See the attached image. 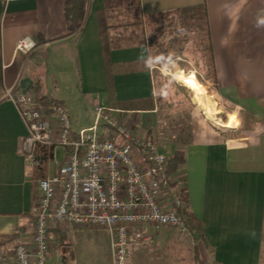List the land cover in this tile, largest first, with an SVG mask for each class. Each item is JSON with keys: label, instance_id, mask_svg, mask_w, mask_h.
<instances>
[{"label": "crops", "instance_id": "1", "mask_svg": "<svg viewBox=\"0 0 264 264\" xmlns=\"http://www.w3.org/2000/svg\"><path fill=\"white\" fill-rule=\"evenodd\" d=\"M140 1L143 14L153 18L178 16L185 9L207 6L215 86L224 101L242 116L240 132L234 136L212 127L192 110L190 134L175 141L176 150L186 154V162L173 174L175 184L185 180L190 209L201 230L196 242L194 237L199 232L183 236L192 239L195 261L200 254L204 264H264V0ZM64 2L0 0V264H15L16 245L24 239L31 240L33 209L41 195L39 179L29 176L34 161L22 149L28 128L20 108L8 94V91L12 96L26 93L35 97L37 91L41 94L42 74L34 63L28 64L37 49L46 47L53 56L69 57L66 68L75 98L96 110L95 120L79 125L78 130L71 122L73 136L96 124L99 105L112 110V115L134 136L153 133L142 131L133 115H153V124L158 122V79L166 80L168 73L159 65L167 60L154 59L148 45L112 49L109 64L114 83L110 87L98 18L105 0H87L82 28L75 33L67 30ZM25 37L31 38L36 46L22 53L16 47ZM170 63L175 67L178 64ZM24 78L32 82L26 91L20 87ZM55 78L59 86V76ZM47 96L63 104L70 115L68 96ZM135 101L147 104L125 105ZM99 125L107 129L101 135L114 134L104 118ZM114 136L119 143L131 144L121 136ZM65 156L63 148L61 160L57 155L53 157L48 176L57 172L58 162ZM84 228L92 227L52 224L48 264H80L76 256L81 250L74 247V241L82 239L79 230ZM159 229L178 236L170 228ZM9 234L15 236H2ZM146 242L130 245L129 264L135 261L133 251H139Z\"/></svg>", "mask_w": 264, "mask_h": 264}, {"label": "built area", "instance_id": "2", "mask_svg": "<svg viewBox=\"0 0 264 264\" xmlns=\"http://www.w3.org/2000/svg\"><path fill=\"white\" fill-rule=\"evenodd\" d=\"M35 46L31 38L25 37L16 49L27 53ZM8 94L26 122L28 134L22 149L31 160L35 161L38 142L71 148L58 162L55 174L39 179L41 195L33 209L31 240L16 245L15 264H48L50 227L54 223L107 228L114 264H129L130 245L149 240L141 226L170 228L182 235L197 233L180 211L184 191L176 186L168 171L169 156L153 136L132 135L112 110L100 105L96 124L73 136L70 115L60 102L45 107L31 94ZM102 118L114 134H99ZM114 135L131 144L117 142Z\"/></svg>", "mask_w": 264, "mask_h": 264}, {"label": "rangeland", "instance_id": "3", "mask_svg": "<svg viewBox=\"0 0 264 264\" xmlns=\"http://www.w3.org/2000/svg\"><path fill=\"white\" fill-rule=\"evenodd\" d=\"M192 12L193 9L189 8L177 14L178 16L172 15L170 17L168 14L167 16L162 15L154 18L155 22H160L165 28L160 39L165 42L167 53L163 58H165L167 62L165 63L166 66L164 63H161V66L158 65L165 72H168L166 75L167 78L165 77L166 80L161 81V79H158L159 84H157L156 93L159 105L158 122L157 124H153L151 121L153 115H133V119L135 118L138 127L142 131L150 130L153 133L152 136L159 140L160 149L167 156L173 155L176 152L175 141H178L177 139H182L186 133L190 134L189 123L192 110H196L199 116L205 119L212 127L227 132L230 135L235 136L239 133V127L242 125V116L240 112L235 111L236 109H232L231 106L224 101L215 86L216 84L208 78L201 47L196 43L195 38H193L194 35L189 32L183 33L182 31H173L174 28L182 24L186 25L185 20ZM107 28L108 25L105 24V31L103 34H106V36L114 34L113 37L118 39L120 37L119 35L123 34L122 30L112 31ZM49 52V49L46 47L37 49L29 59L28 64L34 63L36 69L42 74L44 87L40 92L41 95L45 93L53 97H61L60 95L69 97L67 108L70 111L72 125L78 130L79 125H84L95 120L96 110L94 111L92 105L83 103L75 98L76 94H73L70 86L72 78L68 75L66 68V63L70 61L69 57H66L64 54L61 56H53ZM170 61H177L178 64L175 67ZM107 67V76H112L114 73L111 68L112 65L107 64ZM178 71L189 75L194 74L198 81L205 86L204 94H199L197 96L194 90L184 83L177 81L173 73ZM55 76H59V86H57L58 84L56 83ZM107 82L110 85V79H107ZM111 82L112 84L110 87L113 86V78ZM196 96L213 110L214 118H209L207 114L203 112L198 104ZM138 101L128 102L125 105L145 106L147 104V102L138 103ZM106 130L107 129L103 125H99V134ZM62 150L63 146L58 144L56 147L58 160L62 159ZM185 184V180H179L176 186L182 188V190L186 192ZM187 197L189 200L188 195ZM189 225L191 226V224ZM142 229L144 233L147 231V235L149 233L148 236L150 240L148 242L144 241L146 243L141 244L142 246L144 245L143 250L141 249L142 246L138 245L141 246L139 248L141 253L139 251H133L132 257L133 260H135L134 264H199L203 262V258L200 254V259L195 261L192 239L188 236L184 237L179 234L177 236L173 231H171L172 233L170 231V233H168L164 229H155L147 225L143 226ZM79 231L83 234L82 239L79 241L75 240L74 247L81 250L79 251V255L76 256L80 264H113L111 254L112 246L108 229L104 227H92L80 229ZM165 237L169 239L166 240L164 239ZM194 238L196 242L200 238V232L199 235Z\"/></svg>", "mask_w": 264, "mask_h": 264}, {"label": "trees", "instance_id": "4", "mask_svg": "<svg viewBox=\"0 0 264 264\" xmlns=\"http://www.w3.org/2000/svg\"><path fill=\"white\" fill-rule=\"evenodd\" d=\"M86 6L87 0H65L64 18L69 33H75L81 30V25L86 15ZM191 9H193V12L185 20L186 25L182 24L174 28L173 31H182L183 33L189 32L194 35L193 38H195L196 43L201 47L208 78L216 84V67L211 31L208 26L207 6L203 4ZM98 18L106 65L110 63V52L112 49L124 48L130 45H148L151 49L150 54L157 60H161L163 56L166 55L167 52L165 42L160 39V36L163 34L165 28L162 24H160V22H155L152 16L143 14L140 0H105V6L99 11ZM105 24L108 25L107 29L112 31L122 30L123 34H120L118 39L113 37L114 34L108 36H106V34L104 35L103 32L105 31ZM108 77L111 85V75ZM35 98L38 102H42L47 105L56 101L47 95L39 94L38 91ZM55 148L56 144L50 141L38 142L36 144L35 161L29 171L30 177L36 180L49 175L50 161L54 157ZM70 150V147L66 148L67 152ZM185 161V153L181 150H176L173 155L169 156V173L172 175L176 173ZM184 194L183 209L180 211L187 215L189 224H191V227L196 228L198 233L201 231L199 221L189 208V200L185 191ZM2 236L13 238L15 234ZM199 264L204 263L200 262Z\"/></svg>", "mask_w": 264, "mask_h": 264}, {"label": "bare ground", "instance_id": "5", "mask_svg": "<svg viewBox=\"0 0 264 264\" xmlns=\"http://www.w3.org/2000/svg\"><path fill=\"white\" fill-rule=\"evenodd\" d=\"M173 75H174V77L176 78L177 81H179L180 83H184L189 88L194 90L197 96L199 94H204L205 86L198 81L197 77L194 74L189 75V74H185L184 72H181V71L179 72L178 71V72L173 73ZM189 79H192V81H193L191 86L187 83V81ZM197 96H196V98H197L198 104H199L200 108L203 110V112H205L209 118H214L215 116H214L213 110H211Z\"/></svg>", "mask_w": 264, "mask_h": 264}, {"label": "water", "instance_id": "6", "mask_svg": "<svg viewBox=\"0 0 264 264\" xmlns=\"http://www.w3.org/2000/svg\"><path fill=\"white\" fill-rule=\"evenodd\" d=\"M27 83H29V84H27ZM31 83L32 82L29 78H24L20 82V87L24 88V91H26L27 89L30 88Z\"/></svg>", "mask_w": 264, "mask_h": 264}, {"label": "snow or ice", "instance_id": "7", "mask_svg": "<svg viewBox=\"0 0 264 264\" xmlns=\"http://www.w3.org/2000/svg\"><path fill=\"white\" fill-rule=\"evenodd\" d=\"M187 83L191 86L192 83H193L192 79H189V80L187 81Z\"/></svg>", "mask_w": 264, "mask_h": 264}]
</instances>
